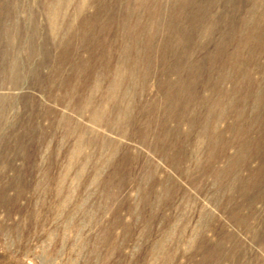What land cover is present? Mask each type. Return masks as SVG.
<instances>
[{
    "label": "rangeland",
    "instance_id": "374dc122",
    "mask_svg": "<svg viewBox=\"0 0 264 264\" xmlns=\"http://www.w3.org/2000/svg\"><path fill=\"white\" fill-rule=\"evenodd\" d=\"M0 264H264V0H0Z\"/></svg>",
    "mask_w": 264,
    "mask_h": 264
},
{
    "label": "trees",
    "instance_id": "16d2710c",
    "mask_svg": "<svg viewBox=\"0 0 264 264\" xmlns=\"http://www.w3.org/2000/svg\"><path fill=\"white\" fill-rule=\"evenodd\" d=\"M249 91H251L252 92V90L250 89Z\"/></svg>",
    "mask_w": 264,
    "mask_h": 264
}]
</instances>
